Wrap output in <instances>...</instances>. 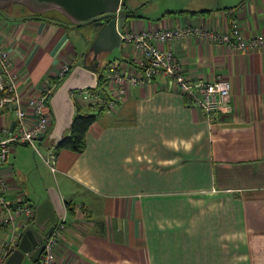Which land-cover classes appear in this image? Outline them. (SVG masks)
<instances>
[{"label": "crops", "instance_id": "obj_1", "mask_svg": "<svg viewBox=\"0 0 264 264\" xmlns=\"http://www.w3.org/2000/svg\"><path fill=\"white\" fill-rule=\"evenodd\" d=\"M10 6L0 10V47L9 52L23 100L56 80L64 64L70 70L93 64V27H76L56 10L59 17L49 10L13 15ZM146 10L132 8L118 30L185 25L223 30L235 18L245 36L264 33V0L235 5L178 0L156 15ZM156 45L170 49L193 81L227 78L230 110L209 125L196 106L159 78L126 84L117 105L101 110L87 129L81 151L56 149L52 171L45 161L54 145L48 103L50 127L38 150L18 143L8 154L5 198L35 210L49 200L40 224L50 211L60 215L55 223L64 224L56 264H264V45L239 51L196 36ZM120 46L113 62L133 71L128 62L135 51ZM107 54L96 57L97 76L112 61ZM71 99L75 114L80 101L75 94ZM79 106L94 111L86 101ZM14 125L13 113L0 114V131ZM35 221L36 214L30 223L16 222L17 235L22 225L34 227ZM11 230L0 222V255ZM28 255L21 262L36 264Z\"/></svg>", "mask_w": 264, "mask_h": 264}, {"label": "built area", "instance_id": "obj_2", "mask_svg": "<svg viewBox=\"0 0 264 264\" xmlns=\"http://www.w3.org/2000/svg\"><path fill=\"white\" fill-rule=\"evenodd\" d=\"M234 9L227 8L226 10L229 13L234 12ZM119 34L120 44L123 42L135 51V56L128 62L129 66L135 69L131 71L121 68V62L109 63L106 66L104 76L112 94L107 95L100 89L96 91L94 111L99 108L112 109L116 106L122 98L126 84H149L159 78L165 82L166 88L170 85L174 86L182 93L183 98L187 97L185 102L196 106L211 122L219 112L225 113L230 110L228 103L230 81L223 77H216L213 80H191L182 72L174 53L170 49L158 47L156 43L196 36L202 40L225 44L239 51L253 50L264 45V33L245 36L239 21L235 18H231L223 30L209 29L199 25H185L137 32L119 31ZM11 64L9 52L0 47V113L15 115V125L11 129L4 128L5 136L0 138V222L12 228L10 238L3 240L4 248L0 255V264L4 262L8 252L5 245L12 243L19 236L15 231L16 214L31 213L33 215L34 212L33 207L25 202L10 204L5 198L6 185L3 179V168L8 162V154L14 144L26 143L38 150V141L43 138L50 127V116L45 108L56 86L53 81H48L41 90L23 100L16 84L17 74L13 71ZM69 69V65L64 64L56 80L62 78ZM74 94L75 97L80 96L86 99L80 90L71 91L70 96L74 97ZM45 161L54 171L56 154L52 148L48 151ZM63 228L64 224L61 220L55 223L45 236L39 264H56L55 250Z\"/></svg>", "mask_w": 264, "mask_h": 264}, {"label": "water", "instance_id": "obj_3", "mask_svg": "<svg viewBox=\"0 0 264 264\" xmlns=\"http://www.w3.org/2000/svg\"><path fill=\"white\" fill-rule=\"evenodd\" d=\"M122 0H0V10L8 8L12 3H20L32 13L56 10L73 24L92 21L87 24L95 29L96 35L90 44L93 64H76L62 79L58 87L49 97V105L55 119L54 144L63 137L65 129H69L74 117V103L70 91L92 88L97 85L96 57L101 52H111L120 46L118 20L131 16L130 12L121 10ZM127 7V6H126ZM88 54L85 55V57ZM56 133V134H55ZM50 194L51 191L49 190ZM48 199L36 206L34 227L27 228L21 235L17 247L13 249L3 264H21L25 254L35 262L44 248V238L53 228L57 218L55 211H50V218L41 225L43 207L49 205ZM43 206V207H42Z\"/></svg>", "mask_w": 264, "mask_h": 264}, {"label": "rangeland", "instance_id": "obj_4", "mask_svg": "<svg viewBox=\"0 0 264 264\" xmlns=\"http://www.w3.org/2000/svg\"><path fill=\"white\" fill-rule=\"evenodd\" d=\"M149 2L145 5V4H142V1L141 0H122L121 1V10L125 11L126 8L125 6H127V8L129 9H136L137 11L141 12V10L143 8H145V6L147 7V13L151 14V15H156L158 13H160L161 11H163V9L167 6V5H170V4H174L176 3L178 0H148ZM226 1V4H238L240 0H224ZM9 12L13 15H19V14H23V13H28V14H31V12L26 8L24 7L22 4L20 3H12L11 6H10V9H9ZM47 12V11H45ZM58 12V11H57ZM42 13V12H41ZM47 14V13H45ZM48 14L50 15H56L57 17H59V14L57 13H54L52 10H49ZM60 18L61 17V14H60ZM63 18H66L65 16ZM68 21V20H67ZM90 21H86V22H83L81 24V26H86L87 24H90L88 23ZM125 23H126V19H119L118 20V26L120 29H123L124 26H125ZM91 44V43H90ZM121 45V44H120ZM121 47V46H119ZM119 47H116L114 48L111 52H108L109 54H107V56H109V58H114V57H117L120 55V49ZM90 48V46H89ZM117 60V59H116ZM126 60V59H125ZM109 64V63H108ZM107 64V65H108ZM110 64H115L113 62V59L112 61L110 62ZM105 66V65H104ZM106 67V66H105ZM101 68L102 66H100V71H101ZM70 70V69H69ZM69 70L64 74V76L62 78H59L57 80H54L53 82L57 84H59L62 79L66 76V74L69 72ZM101 74V73H100ZM104 77V75H103ZM105 78V77H104ZM106 79V78H105ZM105 83L107 82V79L106 81H104ZM104 83V84H105ZM98 86V85H97ZM103 86V85H102ZM105 86V85H104ZM56 87V86H55ZM55 89V88H54ZM100 89V87L98 86L96 89L95 87H92V88H83V89H80L81 93L85 96V97H88L87 99H84L80 96L77 97V99L80 101L78 103V105H83L85 104V101H86V107L88 109H93L94 110V105H95V101H96V91L98 92V90ZM230 93V92H229ZM51 95V94H50ZM49 103V102H48ZM80 107V106H79ZM1 114V113H0ZM217 118V117H216ZM215 118V119H216ZM214 119V120H215ZM213 120V121H214ZM213 121L209 122L208 123H213ZM210 124V125H211ZM50 126V125H49ZM1 135H0V138H3L5 136L4 134V129H2V131H0ZM43 139V138H42ZM41 141V139L39 140ZM54 144V143H53ZM39 150L42 151V148L39 147ZM10 204H16V203H19V202H9ZM34 212H33V215L35 214V209L33 208ZM31 213L29 214H21V213H17L16 214V217H15V222L19 223L18 221H23V220H26V222L28 221L29 223L33 220V216ZM27 226V225H26ZM26 226H23L22 225V228L19 230V236L16 238V240H14L12 243H9V244H6L5 245V248L6 250L8 251L7 252V255L10 254V252L15 248L17 247V244H18V241L22 235V233L29 227H26ZM32 227V226H30ZM15 231L17 232V229H16V226H15ZM4 248V246H3ZM3 251V250H2ZM42 253V252H41ZM6 255V256H7ZM40 256L41 254L39 255L38 259L36 261H38V264H39V259H40ZM28 260V259H27ZM35 261V262H36ZM27 264H32L30 261H26ZM24 263V264H26ZM21 264H23V262H21Z\"/></svg>", "mask_w": 264, "mask_h": 264}, {"label": "trees", "instance_id": "obj_5", "mask_svg": "<svg viewBox=\"0 0 264 264\" xmlns=\"http://www.w3.org/2000/svg\"><path fill=\"white\" fill-rule=\"evenodd\" d=\"M142 4H145L148 2V0H141ZM236 7V6H235ZM127 12H132V9H129L125 6ZM227 8H234L227 7ZM226 8V9H227ZM134 11V10H133ZM135 12V11H134ZM31 14H38V13H32ZM36 16V15H33ZM70 22V21H69ZM82 23L74 24L76 27L81 26ZM105 77V76H104ZM103 77V74L99 73L97 77V85L100 87V90L105 93V82L106 79ZM95 86L96 88L98 86ZM103 85V86H102ZM184 100L187 101V97L184 98ZM76 113L74 114L72 123L70 125V128L67 130V132L63 135L61 140L54 144L52 147L53 152L56 154V149L59 148H68L73 151H81L85 144V133L87 129L90 127V125L95 121V119L99 116L100 111L103 109H98L97 111L88 112V111H80V107L78 104H76ZM67 206H69V203H66ZM38 264V261L35 262Z\"/></svg>", "mask_w": 264, "mask_h": 264}, {"label": "flooded vegetation", "instance_id": "obj_6", "mask_svg": "<svg viewBox=\"0 0 264 264\" xmlns=\"http://www.w3.org/2000/svg\"><path fill=\"white\" fill-rule=\"evenodd\" d=\"M88 23H92V21L88 22Z\"/></svg>", "mask_w": 264, "mask_h": 264}]
</instances>
